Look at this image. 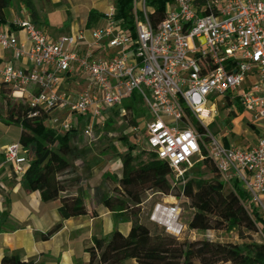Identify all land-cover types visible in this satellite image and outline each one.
I'll return each mask as SVG.
<instances>
[{
	"label": "built area",
	"instance_id": "2783aa9c",
	"mask_svg": "<svg viewBox=\"0 0 264 264\" xmlns=\"http://www.w3.org/2000/svg\"><path fill=\"white\" fill-rule=\"evenodd\" d=\"M153 12L146 0H132L133 34L109 7L103 27L54 40L30 20L13 21L0 29V49L30 67L0 65V83L24 100L29 117L45 114L55 133H68L77 118H85L82 135L88 141L94 128H104L108 111L136 92L148 111L147 150L168 165L179 186L193 164L207 158L219 181L230 190L237 183L248 197L244 207L252 205L264 219V126L256 129L264 121V0H168L155 28ZM76 76L81 90L61 89ZM217 103L227 109L230 128L251 115L246 125L253 130L252 146L226 144L227 136L220 139L208 129L220 114ZM124 114L120 109L119 116ZM31 154L17 142L3 158L23 178ZM179 213L176 205L156 204L150 220L181 239L187 228ZM256 234L264 237L259 228Z\"/></svg>",
	"mask_w": 264,
	"mask_h": 264
},
{
	"label": "trees",
	"instance_id": "16d2710c",
	"mask_svg": "<svg viewBox=\"0 0 264 264\" xmlns=\"http://www.w3.org/2000/svg\"><path fill=\"white\" fill-rule=\"evenodd\" d=\"M22 5L28 13L29 19L38 25L39 16L35 8L37 0H0V25L11 26L7 23L6 11L12 2ZM49 3L50 0H42ZM116 13L114 19L122 21L125 31L133 34L134 21L132 14V0H115ZM168 0H146V5L154 10L149 14V21L153 28L162 20L165 4ZM101 16L91 11L86 26L95 24ZM39 26V25H38ZM12 88L0 83V98L4 100L6 111L2 118L6 125L20 128L19 144L31 151L29 166L23 178L28 191L37 192L42 203L60 201L58 214L60 219L68 220L73 217L91 215L86 205L87 190L81 186L72 192L76 180H61V174L68 172L73 163L83 160L90 155V149L78 148L72 144L69 133L60 135L51 130L45 121L47 116L40 113L37 117H29L30 108L26 104H12L9 95ZM142 98L133 92L121 106L108 111L105 123L107 130L111 123L119 116L120 109L125 111L121 117L127 128L136 129L137 119L141 116ZM228 117V114H227ZM85 118H77L75 128L84 127ZM197 128L201 130L199 126ZM128 152L121 159V174L116 180L105 176L104 182L112 183L111 192H103L101 188L94 190V205L102 206L112 213L118 222H130L131 227L127 235L113 230L101 238H92V245L85 249L88 264H124L127 260H134L136 264H264V243L245 242L241 244L216 243L209 240L177 239L165 232L151 231L150 228L137 218L138 208L142 204V196L147 191H155L165 196L184 197L193 210L186 227L190 231L217 232L237 230L242 238V232L257 233L258 228L264 235V219L252 206L244 203L248 201L245 192L233 183L232 189L223 193V184L213 164L205 158L200 163L201 171L198 179L187 178L182 186L173 179L168 165L142 146H146L145 132L141 144H129L125 138H120ZM136 154H133L135 150ZM147 149V147H146ZM193 169L190 168L191 171ZM188 170V171H189ZM207 173L215 178L206 182L202 177ZM195 175V174H194ZM75 193V195H72ZM61 227L55 225L44 234H38V239L47 240ZM243 239V238H242ZM0 264H43L33 260L23 261L15 254H6ZM60 264V263H58Z\"/></svg>",
	"mask_w": 264,
	"mask_h": 264
},
{
	"label": "rangeland",
	"instance_id": "374dc122",
	"mask_svg": "<svg viewBox=\"0 0 264 264\" xmlns=\"http://www.w3.org/2000/svg\"><path fill=\"white\" fill-rule=\"evenodd\" d=\"M35 6L41 18L40 25L43 27L44 31H47L50 35L61 36L75 33L78 28L74 30V24L78 27L80 26L79 28H83L87 23L88 15L91 11L101 16L96 22L98 24L102 23V20H104L103 17L109 7H112L116 13L115 0H58L51 5L46 4L42 0H37ZM21 10L23 11L22 8ZM82 88L83 83L78 89L81 90ZM9 100L12 104H25L24 100L14 99L11 94L9 95ZM216 106L220 114L217 118H214L215 123L213 122V125L208 126V129L220 139H224L227 136V138L223 140L226 144L240 147L252 146L254 143L253 130L250 126L246 125V123L251 120V115L246 113L241 119V124L238 125V127L230 128L227 122H225L227 109H225L221 103H217ZM141 109L143 113L137 119L138 127L136 129L127 128L124 121L118 116L107 130H105V128H94L93 141H88L83 137V127L74 128L76 131L69 133L70 136L75 134V137L72 139L73 145L78 148H88L91 152L85 159L73 163L69 171L60 176L61 180H76L74 183L71 182L74 184L72 192L75 188L81 186L87 190L88 195L92 193L94 196V190L101 188L103 192H108L109 195L114 196V193L111 192L114 185L108 183L109 185L107 186L104 182V178L105 176H111L117 180L120 177L121 159L128 152L127 147L124 146L120 138H125L129 144L135 143L140 146L144 125L148 120V111L144 103L141 105ZM5 111L6 107L4 100L0 98V148H6V146L17 143L20 133L19 127L6 125L3 122L2 118L5 116ZM45 125L47 124L45 123ZM263 126L264 121L261 120L257 122L256 129L261 130ZM228 130H233L234 133H228ZM142 147L144 150H147L145 145ZM138 150L139 148H137L133 154H136ZM30 157L32 158L33 155L31 154ZM199 171H201L200 163L198 165L193 164V169L187 171L185 174L188 175L187 178L197 180V173ZM185 174L184 181L186 180ZM202 178L209 183L215 177L207 173ZM221 190L223 193H227L230 191V188L223 185ZM156 204L166 206L176 205L180 210L179 222L185 227L193 214V210L189 208L188 201L184 197L174 198L155 191H147L142 196V204L138 208L137 218L140 222L146 224L151 231L157 230L158 232H164L160 225L150 220L151 212ZM242 238L237 230L198 232L188 229H186L181 237V239L209 240L216 243L241 244L251 241L264 243V237L261 234L243 231ZM124 264H129L128 260L125 261Z\"/></svg>",
	"mask_w": 264,
	"mask_h": 264
},
{
	"label": "crops",
	"instance_id": "0c3cea01",
	"mask_svg": "<svg viewBox=\"0 0 264 264\" xmlns=\"http://www.w3.org/2000/svg\"><path fill=\"white\" fill-rule=\"evenodd\" d=\"M55 1L58 0H50L46 4L51 5ZM38 16V25L42 27L39 12ZM6 19L7 23L30 20L25 8L15 1L6 11ZM104 25L105 20H102V23L90 27L85 25L79 28L76 24L73 27L74 30L78 28L77 31H88ZM7 28L8 25H0L1 30ZM44 32L53 40L61 36ZM10 34L19 41L25 40L24 35L15 29H10ZM7 62L20 68L30 67L25 60L14 61L10 50L0 49V65ZM81 86L82 82L76 76L63 83L61 89L76 92ZM4 148H0V260L6 254H15L23 261L33 260L43 264H88L85 249L92 245L93 237H105L114 229L122 235L128 234L131 223L118 222L104 207L94 205L92 193L86 194V205L89 211L95 212V216L88 214L62 221L58 214L60 201L42 203L37 192L28 191L24 178L15 177L11 166L5 162ZM58 223H61V227L52 237L47 240L38 239V234L48 232ZM128 263L136 264L134 260H128Z\"/></svg>",
	"mask_w": 264,
	"mask_h": 264
},
{
	"label": "bare ground",
	"instance_id": "6f19581e",
	"mask_svg": "<svg viewBox=\"0 0 264 264\" xmlns=\"http://www.w3.org/2000/svg\"><path fill=\"white\" fill-rule=\"evenodd\" d=\"M15 96H16L17 98H19V97H20V94H19V93H17Z\"/></svg>",
	"mask_w": 264,
	"mask_h": 264
}]
</instances>
